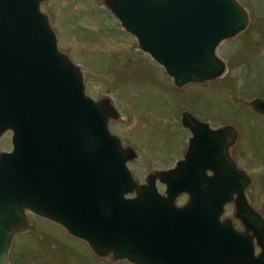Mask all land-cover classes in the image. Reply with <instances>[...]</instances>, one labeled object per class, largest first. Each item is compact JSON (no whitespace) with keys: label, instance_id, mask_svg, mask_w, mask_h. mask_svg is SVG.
Masks as SVG:
<instances>
[{"label":"water","instance_id":"obj_1","mask_svg":"<svg viewBox=\"0 0 264 264\" xmlns=\"http://www.w3.org/2000/svg\"><path fill=\"white\" fill-rule=\"evenodd\" d=\"M103 3L177 88L220 77L218 44L248 25L237 0ZM40 4L0 0V136L10 132L12 147L0 153V264H8L13 237L32 229L28 212L86 242L98 258L264 264V219L246 199L250 178L229 155L237 130L212 129L183 112L191 136L183 159L157 172L164 193L154 176L138 185L127 167L133 151L108 129L114 108L85 94L80 68L59 51ZM233 103L264 116L262 98ZM232 203L243 230L221 220Z\"/></svg>","mask_w":264,"mask_h":264},{"label":"rangeland","instance_id":"obj_2","mask_svg":"<svg viewBox=\"0 0 264 264\" xmlns=\"http://www.w3.org/2000/svg\"><path fill=\"white\" fill-rule=\"evenodd\" d=\"M245 9L244 31L220 42L215 50L224 63L223 74L211 81L177 88L163 68L142 52L104 5L103 0H41L40 9L53 29L57 47L81 71L85 94L94 101L108 100L116 118L108 129L130 148L135 158L127 163L138 185L157 172L173 168L183 158L190 138L181 114L189 112L211 128L237 130L229 155L250 178L245 196L264 219V116L253 114L234 99H264V0H237ZM10 132L0 139V153L11 150ZM187 196L177 198V205ZM243 230L228 204L222 219ZM31 230L13 237L8 255L12 264H132L96 257L88 244L61 226L27 213ZM258 251V250H257ZM256 251V252H257Z\"/></svg>","mask_w":264,"mask_h":264},{"label":"flooded vegetation","instance_id":"obj_3","mask_svg":"<svg viewBox=\"0 0 264 264\" xmlns=\"http://www.w3.org/2000/svg\"><path fill=\"white\" fill-rule=\"evenodd\" d=\"M214 129V128H213ZM209 175H212L213 176V172H210V171H208L207 172ZM8 264H12V261H11V259H10V255H8ZM21 264V263H20Z\"/></svg>","mask_w":264,"mask_h":264},{"label":"bare ground","instance_id":"obj_4","mask_svg":"<svg viewBox=\"0 0 264 264\" xmlns=\"http://www.w3.org/2000/svg\"><path fill=\"white\" fill-rule=\"evenodd\" d=\"M7 132H4L1 136H0V139L4 136V134H6Z\"/></svg>","mask_w":264,"mask_h":264}]
</instances>
